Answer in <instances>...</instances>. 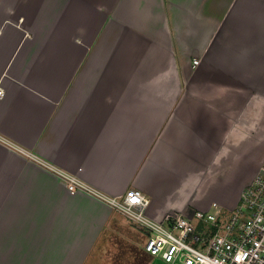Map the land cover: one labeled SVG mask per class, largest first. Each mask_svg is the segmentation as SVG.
<instances>
[{
    "label": "crops",
    "instance_id": "obj_1",
    "mask_svg": "<svg viewBox=\"0 0 264 264\" xmlns=\"http://www.w3.org/2000/svg\"><path fill=\"white\" fill-rule=\"evenodd\" d=\"M0 89V264H87L124 219L16 149L155 220L234 209L264 164V0H0Z\"/></svg>",
    "mask_w": 264,
    "mask_h": 264
},
{
    "label": "built area",
    "instance_id": "obj_2",
    "mask_svg": "<svg viewBox=\"0 0 264 264\" xmlns=\"http://www.w3.org/2000/svg\"><path fill=\"white\" fill-rule=\"evenodd\" d=\"M198 62L194 60L193 65ZM3 94L0 89V98ZM0 142L7 145L2 137ZM16 150L54 174L70 193L84 192L104 201L146 235L144 250L162 264H264V164L242 190L234 209L213 204L190 216L170 213L155 220L148 216L149 199L139 189L106 197L75 175L40 161L32 153Z\"/></svg>",
    "mask_w": 264,
    "mask_h": 264
},
{
    "label": "rangeland",
    "instance_id": "obj_3",
    "mask_svg": "<svg viewBox=\"0 0 264 264\" xmlns=\"http://www.w3.org/2000/svg\"><path fill=\"white\" fill-rule=\"evenodd\" d=\"M253 166L254 164H249L248 171L245 170L241 176L234 171L230 179L223 180L224 184L229 183L227 190L226 188L220 189L221 186L218 185L213 189V195L216 196L217 191H224L221 196H224L227 204L229 206L235 204L239 198L240 186L249 175L248 172L253 170ZM206 181H204V184ZM201 196L202 200L206 199L203 195ZM200 209H205V207ZM121 221L128 229V232L125 235L114 238V240L111 239L112 241L109 240L98 244L97 250L92 253L87 264H162L159 259L149 255L144 250L147 241L146 235L134 229L125 219Z\"/></svg>",
    "mask_w": 264,
    "mask_h": 264
}]
</instances>
